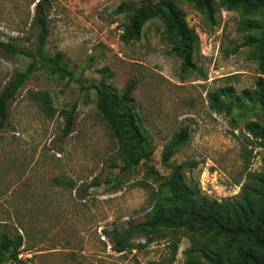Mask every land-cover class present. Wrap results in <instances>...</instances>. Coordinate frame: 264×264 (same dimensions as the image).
<instances>
[{"label": "rangeland", "instance_id": "rangeland-1", "mask_svg": "<svg viewBox=\"0 0 264 264\" xmlns=\"http://www.w3.org/2000/svg\"><path fill=\"white\" fill-rule=\"evenodd\" d=\"M39 1L48 26L41 50L34 23ZM142 1L161 2L0 0V41L19 52L0 50V92L16 72L30 70L7 104L0 132V230L22 238L17 261L4 264H207L217 247L184 228L164 229L148 241L142 224L152 197L177 165L195 193L217 202L236 197L249 174L264 170V142L257 147L245 130L251 122L264 129V111L250 103L216 111L208 99L226 87L235 95L254 89L260 75L248 49L237 48L244 37L237 28L259 17L220 10L209 21L173 0L199 39L196 69L182 73L158 18L145 23L139 40H120L126 17L116 8ZM130 80L136 81L133 110L152 154L124 169L96 109L95 88L102 82L121 95ZM40 92L56 110H73L67 135L65 117L48 115L34 99ZM184 128L186 141L163 162L167 143ZM93 181L97 186L90 187ZM114 232L131 248L116 252ZM171 242L178 246L175 257Z\"/></svg>", "mask_w": 264, "mask_h": 264}, {"label": "trees", "instance_id": "trees-1", "mask_svg": "<svg viewBox=\"0 0 264 264\" xmlns=\"http://www.w3.org/2000/svg\"><path fill=\"white\" fill-rule=\"evenodd\" d=\"M190 4L209 21H214L220 10L240 11L246 16L259 19L243 20L238 31L244 33L239 47L248 49V57L256 64L260 75L252 91L243 90L235 95L233 88L218 89L208 95L210 106L216 111L230 112L233 107L250 103L259 105L264 111V0H179ZM173 0H161L160 4L142 1L139 4H120L115 12L126 17L125 27L119 38L124 43L140 39L145 23L158 18L163 24V39L169 47L168 53L180 62V71L190 73L196 69L193 61L199 39L189 27L182 10L172 6ZM34 23L38 28V50H41L48 35V26L43 2L35 5ZM0 50L11 55L18 50L11 44L0 41ZM30 73L18 71L0 92V132L7 126L8 108L21 85ZM136 81L130 80L118 95L115 89L100 83L95 89L96 109L105 122L110 136L115 140L117 153L123 158L124 169L147 161L152 154L133 110V91ZM39 106L50 116L59 113L65 117L64 135L71 130L73 110L58 111L53 107L47 92L34 95ZM246 132L256 141L257 147L264 142V129L257 123L245 125ZM186 128L174 134L167 143L162 161L167 162L174 151L186 141ZM115 167V166H113ZM182 166H173L167 176L163 190L152 197L150 210L144 216L143 231L148 239L166 229L184 228L197 234L204 242L216 246L217 250L206 257L207 264H264V170L249 174L241 185L239 194L221 202L210 201L195 193L183 180ZM63 185L62 180H55ZM97 186L96 181L90 184ZM114 250L123 252L130 245L124 244L121 234L114 232ZM177 243L171 242L172 256L177 252ZM22 238L0 230V264L17 261L21 253Z\"/></svg>", "mask_w": 264, "mask_h": 264}]
</instances>
